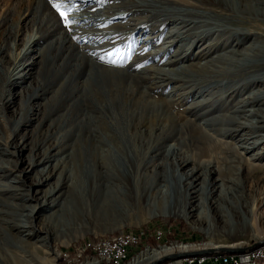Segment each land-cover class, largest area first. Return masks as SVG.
<instances>
[{
    "label": "rangeland",
    "instance_id": "rangeland-1",
    "mask_svg": "<svg viewBox=\"0 0 264 264\" xmlns=\"http://www.w3.org/2000/svg\"><path fill=\"white\" fill-rule=\"evenodd\" d=\"M148 1L158 5L176 6L180 12L157 14V12L145 11L144 13L143 10H140L138 3H148ZM66 6L71 8L68 16L73 21H75V17L72 16L78 15L75 12L89 14L90 12L95 13L99 9H106V13L104 11L100 17L104 16L108 20L100 26L96 24L83 26L82 23L78 24L76 21L77 24L72 23L66 26L65 19L60 16L49 0H0V187L6 189L0 192V208L9 211L12 205H17V209H15L17 221L22 226L33 223L35 229L33 227L29 229L35 232L37 229L34 241H38L37 244L41 248L36 254L33 252L30 254L31 248L23 249V256H27L25 257L26 263L36 264L35 254L36 257L47 264H50L51 260L52 264H63L64 259L62 260V258L65 253L74 257L78 252L89 248L92 250L96 242L98 243L106 238H116L127 232L142 236L144 229L151 232L144 233L145 239H142L144 244L151 245L154 248L158 244L154 239L155 232L152 231L157 229H162L165 243L171 244V242L177 241L193 244L199 249L197 251L204 250L206 245L212 242L237 244L236 247L242 249L247 247L245 249H249L248 246H252L255 242L263 239L264 214L261 215L260 213L261 211L264 212V130L257 127L258 116L254 112L258 109L256 104H248L246 107L247 112L239 119L245 129L233 132L229 136L223 137V141L214 143L212 150L206 153L205 156L198 154L202 143L198 142L200 139L197 130L192 131L194 138L187 139L183 144L186 153L192 157L190 169L199 165L202 158H211L213 165L220 169L221 173L219 174V171L213 173L212 177L214 179L218 176L224 179L237 177L236 172L242 164L245 166L244 172L248 171L249 173L247 175L249 181L246 182L245 188L247 195L238 201L233 200L232 206L222 203L224 205L220 204L219 207L207 208L206 201L203 200V205L198 208V202H196L194 205L197 209L206 215V220L199 221L196 217L185 218V216L177 213H169L168 210L167 214H157L158 210L166 208L159 202L161 195H157L158 190L161 189V193L165 190L166 184L160 180L159 184L154 185L152 188L143 179L109 177L106 172L103 173L99 170L96 173L93 169L79 172L77 167H75L76 173L74 175V181H77V183L72 188L68 186L70 182L65 181L67 177L60 178L59 175L64 165H68L69 170L72 167L70 162L67 160L64 162L62 159H67L66 155L75 145L76 133L73 134L74 131L68 133L64 138L65 140L61 139V141L59 136L63 131L74 130V122L78 118L77 113L80 108L79 106H69L72 102L71 98H74L73 96L76 93L70 89L71 86L69 89L60 91L63 74L58 76L56 71L58 70V63L68 56L69 51H67V48L69 44L75 43L76 47L80 48H77L74 52L79 49L83 54L88 53L93 57H95L94 52L83 47L90 45L95 46V48L101 47L98 55L103 66L109 67L110 65L109 68L116 70L126 67L129 74L146 69L147 73L153 77L149 81H144L141 84V89L147 91L150 97L158 91L157 94L161 93V96H166V98L169 96L168 98L174 100L175 104L173 102L164 104L163 110L173 114L175 130L178 129L177 131L188 133L190 132L187 129L188 126L181 127H183L186 120L192 118V114L195 112V109L192 108L199 99H204L206 96L214 98V100L217 99L218 105L215 106L216 108L211 107V105H208L209 107L207 105L203 106L204 109L201 108V111L209 108L216 109L214 111L216 115L219 114V109L232 108L238 100L240 102L249 95H260L261 91L264 90V78L254 83L250 81L256 75L264 74V64L252 63L248 65L246 69L237 73L234 78L236 80L234 82L231 80L230 83L227 79L219 76L211 77L210 74L205 73L206 71L200 69L201 67L198 64L205 63L206 60L202 59L204 55L202 54L204 52H201L203 46L212 44L218 39L217 43L220 42L221 44V46H218L220 47L218 53H226L224 45L231 48L230 43L243 33H248L245 48L249 47L254 41L264 43V15L259 16L255 9L250 7L236 8L226 13L221 9L209 10L199 4H187L181 0H99V2L95 0H74L73 4ZM110 8L111 10L115 9L111 12ZM116 12H127V14L122 19L117 15L113 18L112 16ZM23 18L24 20H22ZM211 26H215L216 30L219 31L212 36L199 39L193 48H187L193 40L198 39V37L201 38L200 34L203 30ZM93 29L99 33L97 35L99 40L95 39L96 36L85 37L83 35L84 39H81V34L85 31V33L94 31ZM172 29L178 30L180 41H173L178 37H176L177 34L175 36L170 35ZM76 32H79V34H75ZM102 32H104L103 35ZM35 33L36 36L41 37L36 40L32 48L33 51L24 59L26 65L22 72L28 75L23 79H18L16 81L18 84L5 83L6 68L13 64L11 50L21 49L27 39L26 37ZM73 34L75 35L73 36ZM156 35H158V38L156 37L152 44L143 47V45L149 43L144 42L146 39ZM60 37L64 38L65 44L59 48L61 55L58 59L53 58V54L57 52L55 48L39 55L41 49L48 47L51 41H55ZM163 46H168L170 49L155 57L151 54L160 50ZM181 48L184 50L182 49V51ZM178 50L182 51L180 57L186 55L187 58H182L180 62L170 63V59L175 56ZM136 55H139L143 61L134 63ZM113 60L115 62H112ZM182 65H191L192 67L185 69L182 73H175L176 75L168 72L176 80L172 79L173 82L166 89L163 88L167 81L165 82L163 81L165 79L159 77H165L162 74L163 71L159 68L168 70L171 67ZM82 79L83 75L76 76L74 82H79ZM196 80L199 82L196 83ZM191 81L192 83H190ZM125 82L130 84L128 81ZM185 82L186 84H184ZM150 85L155 89L151 90ZM235 87L237 88L233 90ZM148 89L151 91H148ZM174 89H176L175 92H173ZM220 89L226 95L217 94ZM223 96L226 97H224V100ZM176 98L179 99L176 100ZM120 103H123V99L118 105H121ZM93 104L98 105L99 101L93 99ZM81 105L82 109L89 108L88 102ZM262 107L264 109V105ZM67 114L68 116H66ZM245 114L246 117H243ZM216 124L221 126L223 122H217ZM224 126L226 125L224 124ZM233 126L234 123L231 127ZM135 130L136 127L131 128V131ZM141 139L144 141H142L144 152L149 147L151 149L155 144V141L151 140L149 135L145 134L143 137L141 136ZM255 140L259 144L253 148L251 155L259 153L258 156L261 155V157L257 161L255 160L257 165L253 166L251 160L240 159L239 150L235 145H249ZM172 141V138L168 136L164 142L158 143V146L163 147V150L167 149ZM47 156H50L48 160H46ZM141 157L144 158L142 155ZM56 158L62 160L61 163H63L58 171L52 170ZM70 160L74 161L72 158ZM45 165L50 166L52 175L45 184L38 185L37 179L41 176L42 167ZM162 171L168 179L170 178L172 183L175 182V178L172 177L174 172H172L173 169L170 163L167 162ZM65 174V176H70L71 171H66ZM178 175L181 177L182 174L178 173ZM179 176L178 178H180ZM214 179H211V183ZM57 185L61 187L62 193L58 196V199L63 198L60 201L62 204H58L53 210H49L45 214L41 213L39 217L34 218L32 221V217L29 215L30 210L34 206H40L43 202L50 204L56 197H49V189ZM170 192H172L170 193L172 194L170 196L172 204L175 194H173V189H170ZM255 200L259 207L258 215L261 232H255L253 228L243 225V218L252 217L253 215L252 208ZM208 203H210V200H208ZM189 205H191L190 202ZM12 212L10 211V214ZM24 228H21V230ZM206 228L212 229L209 232ZM14 231L18 232L17 230ZM261 244L262 242L253 245L252 247L255 248L250 249L247 253L263 249L264 245ZM243 251L233 252L236 254H232V256H237L239 252L242 253ZM228 252L230 251L216 253L227 254ZM213 253L215 252L204 255H217ZM260 260H262L261 264H264V256H260L259 260L252 264H258Z\"/></svg>",
    "mask_w": 264,
    "mask_h": 264
},
{
    "label": "bare ground",
    "instance_id": "bare-ground-1",
    "mask_svg": "<svg viewBox=\"0 0 264 264\" xmlns=\"http://www.w3.org/2000/svg\"><path fill=\"white\" fill-rule=\"evenodd\" d=\"M82 1H87V0H82ZM95 1L99 2V0H95ZM181 1L187 4H199L200 6H203L204 8L209 10L221 9L226 13H229V11L234 10L236 8L242 9L245 7H250L252 9H255L256 13L259 16L264 15V0H197V1L181 0ZM58 2L62 3L64 2V0H58ZM138 6L140 10L144 11V13L145 11L150 13L157 12V14L164 12L165 13L180 12V10L177 9L176 6L167 5V4L158 5L149 1L148 3L140 2L138 3ZM103 12L106 13V9L105 10L99 9L95 13L88 12L89 14H86L84 12L83 14L75 12L78 15L72 17H75V21L78 24L82 23L83 26H88L90 24H96L100 26V24L108 20L107 18H104V16L100 17V15H102ZM126 14L127 12L126 13L116 12L112 17L114 18L115 15H117L119 18L122 19L123 17H125ZM22 20H24V18ZM93 30L94 31H88L87 33H85L86 31L85 32L83 31L84 33L81 32L83 33L80 35L81 39H84L83 36L85 37L96 36L95 39H98L99 37L97 35H99V33H97L95 29ZM218 31L219 30H216L215 26L206 28L200 34L201 38L198 37V39L193 40L187 48H193V46H195L194 44H196V41L202 38L212 36L214 35V33L216 34V32ZM77 33L79 34V32H76L75 34ZM75 34H73V36ZM103 34L104 32H102V35ZM171 34L174 36L177 34L176 37H178L173 41H180V38L178 36L180 33L178 32V30L176 29L170 30V35ZM80 36L78 35L79 38ZM105 36L107 37V35ZM39 37L41 36H36V33L29 34L28 37H26L27 39L21 49L17 50V48L15 47L16 49L11 50L12 53L11 59L13 64L10 67L7 68L5 67L7 69V71L5 72V79H4L5 83L18 84L16 83L18 79H23L25 78L26 75H28L25 74V72H22L25 69V65H26L24 63V59L33 51L32 48L35 45L36 40L39 39ZM156 37L158 38V35L146 39L144 42H149V43L145 46L143 45V47H147L149 46V44H152L153 40H155ZM247 37H248V33L246 34L243 33L242 35L237 36L230 43L229 46H231V48H228L227 45H224V47H226L224 49L226 50V53L223 52L218 53L220 48L218 46H221L220 42L219 44L217 43L219 39L216 42H213L214 44L212 43L203 46V51L201 52H204L202 53L204 55L202 59H206V60L205 63L204 62L198 63L199 67H201L200 69H202L204 72L206 71L205 73L210 74L211 77L219 76L222 77L223 79H227V81H229L228 83H230L231 80H233L234 82L236 80L234 79L236 74L241 72L243 69H246L248 65L252 63H258V64L260 63L263 65L264 43L260 41H258L259 43H257L254 41L250 45L248 44L249 47L245 48L244 45L248 40ZM64 44H65L64 38L60 37L55 41H51V44L48 45V47L41 49L39 55H43L46 53L47 50L49 51L55 48L57 52L53 54V58L58 59L61 55L59 48H61V46ZM166 47L168 46H163L161 47L160 50L154 51L151 54L154 55V57L158 56L160 53L164 54L166 50L170 49V47L168 48ZM77 48L79 47H76L75 43L69 44L67 48V51H69L68 56L62 59L60 63H58L57 65L58 70L56 71L58 76L59 75L62 76L63 74V76L61 77L60 91H63L64 89H69V87L71 86L70 89L76 93L73 96L74 98H71L72 102H70L71 104L69 106L71 107L79 106L80 108L79 110L77 108L78 118L74 122V130L70 129L63 131L59 136V140L61 141V139L66 138L65 136L68 133L70 132L73 133V131H74L73 134L76 133V137H75L76 141H74L75 145L72 144L73 145L72 150L66 155L67 159H62L64 162L66 160L70 162L71 163L70 165H72V167L69 170L68 165L63 166L62 165L63 163H61L62 160L60 161V159L58 160L57 158L55 159L56 161L54 160L55 166H52L53 167L52 170L54 171L55 170L58 171L60 167L63 166V169L59 176L61 179H63V177H67V180L65 181L70 182V183L68 182L69 187L72 188V186H74L77 183V181H74L75 179L74 175L76 173L75 167L78 168L79 172L80 171L82 172L86 169L87 170L93 169V171L96 173L99 172V170L102 171L103 173L106 172V174H108L109 177H119V178L124 177L131 179L135 178L136 180L143 179L145 180V183L152 188L154 185H158L160 180L164 182V184L166 185H165V190H163L162 193H161V189L159 188L160 190L157 191L158 192L157 195H161L159 197V202L162 203V205H164L167 209L165 208L166 210L165 209H161L160 211L158 210L157 214H167L168 211H170L169 213H174V214L177 213L181 216H185V218L196 217V219H198L199 221L206 220V215L197 209L196 205H194L196 204V202H198L197 203L198 208H200L201 205H203L202 204L203 200L204 202L206 201L207 208L212 206L219 207L220 204L222 203H226L229 206L230 205L232 206L233 200L238 201L239 199L247 195L245 192L246 191L245 188L247 184L246 182L249 181L247 177L249 173L248 171L244 172V167H245L244 164L238 167V171L236 172L237 177L224 179L218 176V178L214 179L212 177L213 173L218 171L219 174L221 173H220V169H218L213 165L212 159L202 158L200 160L199 165L190 169L189 167L190 164L192 163L191 161L192 157H190L189 154L186 153L187 151H185L186 149L183 148V144L186 142L187 139L188 140L193 139L194 136L192 135V131L194 129L197 130L200 139L198 142L202 143L198 154L205 156L206 153L212 150L214 143H217L218 141H223V137H227L233 132H238L245 129L244 125L240 123L239 119L240 117H242V115L245 112H247L246 107L250 103L256 104L258 106V109L254 111L258 116L257 127H259V129L264 130V109L262 107L264 105V90L261 91L260 95H249L246 98L240 100V102L238 100L237 104L235 106L233 105L232 108L223 109V110L219 109V114L216 115L214 114L215 113L214 111L216 109H213L216 108L215 107L216 105H218L217 103L218 101L216 98H215L216 100H214V98L211 97L209 98L206 96L204 99H199V101L195 102V105L192 108L195 109V112H193L192 114V118L189 117L190 119L186 120L185 123L183 124V127H181L184 128V125L185 127L188 126L187 129L190 130V132L183 133L181 131H177L178 129L177 130L174 129L175 120L173 114L163 110L164 104L170 102L174 103L175 101L168 98L169 96L167 98L166 96L165 97L161 96L160 92H159L160 94H157L158 91H156V93H154L153 91L154 95L150 97L147 91L141 89L142 87L141 84H143L144 81H149L150 78L153 77L149 75V73H147L146 69L143 71L141 70L130 74L127 72L126 67L117 70L111 69L109 68L110 65L109 67H107V66H103L102 63H100L101 58L98 55V51H100L101 47L95 48V46L93 47L91 45L88 47L87 46L83 47V48H87L91 52H94L95 57H93L92 55L90 56L88 53L83 54L81 51H79L80 48L78 49L77 52H74L75 50H77ZM182 49L183 48H181V50ZM181 50H178L175 56H173V58L170 59L169 61L170 63L180 62L182 58L186 57V55L180 57V54L184 49L182 51ZM101 56L103 57V55ZM105 56L104 59L106 60ZM140 61H143V59H141L139 55H136L133 62L139 63ZM191 67H192L191 65L190 66L182 65L179 67H173V68L171 67L168 70L159 68V70L163 71L162 74L165 75V77L167 76L166 78L159 76L165 79L163 81L165 82L167 81L166 84L163 85L164 86L163 88L166 89L167 86H169L173 82L172 79H174L173 76H171V74L170 75L168 74V72L174 74L182 73V71ZM82 75H83V79L81 81L74 82L76 76H82ZM261 78H264V74L256 75L250 81L254 83L256 81H261L260 80ZM125 81H128L130 84L126 83ZM192 81L190 83H192ZM197 81L198 80H196V83ZM184 84H186V82ZM220 84H222V82H220ZM149 88H151V90L155 89L151 85L149 86ZM236 88L237 87H235L233 90H235ZM176 89H174L173 92H175ZM149 90L150 89H148V91ZM222 91L223 90L220 89V91L217 94H221V96L222 94L226 95L222 93ZM224 97L225 96H223V100ZM93 99H97L99 101V104L98 105L93 104ZM122 99H123V103H120L121 105H118V103L121 102ZM177 99L179 98H176V100ZM225 101L227 100L225 99ZM87 102L89 108L86 110L82 109L81 104ZM205 105H207V107H209L208 105H211V107L213 108L212 109L209 108L201 111V108L204 109L203 106ZM173 113L175 114L174 111ZM66 116H68V114ZM243 117H246V114ZM200 119L201 122L199 123ZM217 122L218 123L223 122V124H221V126H217L216 124ZM233 123L234 126L231 127ZM224 124L226 126H224ZM132 127L133 128L136 127L137 131L136 130L131 131ZM145 134L149 135V137H151V140L155 141V144L154 146H152L151 149L149 147L148 150L144 152L145 149L142 143L143 140L141 139V136L143 137ZM168 136L172 138L173 141L168 145L167 149L163 150V147L158 146L159 145L158 143L161 144L162 142H164L165 139L168 138ZM210 141L211 143H209ZM227 143H231V142H227ZM257 144L259 143L257 140H255L251 142L249 145H238V146L235 145V147L239 150L238 153L240 154V159L247 161L251 160L252 161L251 165L256 166L257 164L255 163V160L257 161L261 157V155L258 156L259 153L257 154L254 153V155H251V152ZM141 155L144 158H142ZM49 157L50 156H47L46 160H48ZM71 158L74 160L73 162L70 160ZM167 162L168 164L169 163L171 164L173 169L172 172H174V175H172V177L175 178V182L173 183L170 180V178L168 179L167 175L162 171L165 165L167 164ZM246 168L248 167L246 166ZM50 169L51 168L49 165H45L44 167H42V174L37 179L38 185L45 184L46 181L50 179V176L52 175ZM179 170H181V172H179ZM66 171L68 172L71 171L70 176L72 177H70L69 175L65 176ZM178 173L182 174L181 177L178 175ZM178 176L182 179L178 178ZM211 179H214L212 183H211ZM60 189L61 187L58 185L54 188L49 189V193H48L49 197L52 196L56 197L50 204H48L47 202H43L42 204H40V206H34L30 210L29 215H31L32 221L34 218L39 217L41 213L45 214L49 210L50 211L53 210L58 204L60 203L62 204V202L60 201L63 198L58 199L59 198L58 196L62 193ZM170 189H173V194H175V198L172 201V204L170 202L171 200L170 196H172V194H170L172 193L170 192ZM4 190L6 189L0 187V192ZM208 200H210V203H208ZM189 202L191 203V205H189ZM15 209H17V205H12L9 211L0 208V264H27L25 260L26 259L25 257L27 256L25 257L23 256V249L25 250V248L28 249L31 248L32 250H30V254L32 252L36 254L39 248H41L39 247V244H37L38 241H34V239L36 238L35 236L37 234V229L36 232L33 231L32 229L31 230L29 229L30 227H33L35 229L33 223L25 224L24 226H22L20 222L17 221V216L15 215ZM252 209H253L252 217L249 216L247 218L244 217L243 225H246V227L251 229L253 228L255 232H261V227L259 224L260 218L258 215L259 207L256 200L254 202ZM10 211H13L12 214H10ZM260 214L263 215L264 212L261 211ZM21 228L24 229L21 230ZM206 229L207 231L210 232L212 228H206ZM14 230H17L19 233L15 232ZM152 232H155L154 239L158 244L157 246H155V248L152 247L151 245L144 244L142 239H138L140 236L139 234L127 232V233H123L122 235L116 238H110V239L106 238L105 240H101L98 243L96 242V244H94V248H92L93 251L89 248L90 252L88 251L89 249H87L85 251L76 253L74 257H71V254L65 253L62 258V260L64 259L63 264H147L149 262L160 259L164 255H169L177 252H187V251L190 252L194 250H199L193 244L179 243L177 241L171 242V244L165 243L163 238H161V232L158 231H152ZM22 233H24V235H22ZM146 233H151V232L147 231L145 232V234ZM128 238L132 239L131 240L132 245L129 246L128 249L124 251V253H119L118 245L120 244V242L123 241V239H128ZM144 239H145V235H144ZM255 243L252 244V246L255 245ZM262 244L264 245V242H262ZM236 245L237 244L212 242L206 245L204 250L206 251L209 250L210 248L211 249L222 248L227 246L236 247ZM252 246H249L248 251L252 248L253 249L255 248ZM130 251H131V253L129 254L130 256H128V252ZM211 252H215L213 254H217V255H204V254H211ZM211 252H203L198 254H202L203 260H211V259L225 260L229 258L228 253L227 254L216 253V252H220L217 250ZM229 253L236 254L237 252L233 253L232 251H230ZM243 253L244 251L242 253L239 252L238 253L239 255L237 254V256L236 255L234 256L243 257L244 256ZM262 253H264V248L258 249L253 253H247L248 259L257 258L255 259V261H257L259 260L258 255ZM35 254H34L35 256L34 258H36L35 261L36 264H47L45 263V261L40 260L39 257H36ZM191 256H196V254ZM188 257L189 260L197 259V257H190V256ZM51 262L52 260L50 261V264H52ZM159 264H166V260L162 261Z\"/></svg>",
    "mask_w": 264,
    "mask_h": 264
},
{
    "label": "built area",
    "instance_id": "built-area-1",
    "mask_svg": "<svg viewBox=\"0 0 264 264\" xmlns=\"http://www.w3.org/2000/svg\"><path fill=\"white\" fill-rule=\"evenodd\" d=\"M147 231L148 230L144 229L143 235L139 236L138 239H144V233ZM154 231L161 232V238H164L163 236L164 233L162 229H157ZM131 240H132L131 238H128V239H123V241L120 242V244L118 245L119 253H124V251L128 249L129 246L132 245ZM247 251L248 249L244 251L243 257H235V256H232V253L228 252L229 258L225 260H216V259L203 260L202 254H196L197 259L189 260L188 255H184V256H178L177 258H174V259H168L166 260V264H252V263H255V259H248ZM260 256H264V253L259 254L258 258H260Z\"/></svg>",
    "mask_w": 264,
    "mask_h": 264
},
{
    "label": "water",
    "instance_id": "water-1",
    "mask_svg": "<svg viewBox=\"0 0 264 264\" xmlns=\"http://www.w3.org/2000/svg\"><path fill=\"white\" fill-rule=\"evenodd\" d=\"M260 242H264V238L260 239L259 242H256L255 244H259ZM249 247V246H248ZM247 247H244L243 249H245ZM242 248L240 247H222V248H210L209 250H201V251H187V252H177V253H173V254H169V255H164L162 256L160 259L149 262L147 264H159L162 261L168 260V259H172V258H177L178 256H184V255H194V254H198V253H203V252H211V251H232V252H238V251H243Z\"/></svg>",
    "mask_w": 264,
    "mask_h": 264
},
{
    "label": "snow or ice",
    "instance_id": "snow-or-ice-1",
    "mask_svg": "<svg viewBox=\"0 0 264 264\" xmlns=\"http://www.w3.org/2000/svg\"><path fill=\"white\" fill-rule=\"evenodd\" d=\"M52 2V6L55 10L60 14V16L65 19L66 26L75 23V21L71 20L68 16V13L71 11V8L66 5H71L74 3V0H64L63 3L58 2V0H50ZM115 62V61H112Z\"/></svg>",
    "mask_w": 264,
    "mask_h": 264
},
{
    "label": "trees",
    "instance_id": "trees-1",
    "mask_svg": "<svg viewBox=\"0 0 264 264\" xmlns=\"http://www.w3.org/2000/svg\"><path fill=\"white\" fill-rule=\"evenodd\" d=\"M145 242H146V241H145ZM88 251L90 252V250H88ZM261 261H262V260H260V262H259L258 264H261Z\"/></svg>",
    "mask_w": 264,
    "mask_h": 264
},
{
    "label": "crops",
    "instance_id": "crops-1",
    "mask_svg": "<svg viewBox=\"0 0 264 264\" xmlns=\"http://www.w3.org/2000/svg\"><path fill=\"white\" fill-rule=\"evenodd\" d=\"M131 253V251L130 252H128V256H130L129 254Z\"/></svg>",
    "mask_w": 264,
    "mask_h": 264
}]
</instances>
